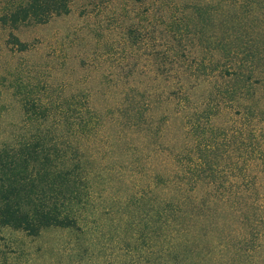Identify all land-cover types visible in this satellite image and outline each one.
<instances>
[{"label":"rangeland","instance_id":"1","mask_svg":"<svg viewBox=\"0 0 264 264\" xmlns=\"http://www.w3.org/2000/svg\"><path fill=\"white\" fill-rule=\"evenodd\" d=\"M65 1L69 12L53 14L45 23L31 20L11 28L0 21V264H142L136 263L133 240L137 230L131 223L143 222L138 214L148 208V200H137L143 189L146 197L151 194L149 186L152 187L155 163L149 157L156 161L166 155L171 138L178 139L175 143L178 148L181 142L191 143L190 138L202 134L200 128L196 132L188 127L184 130L187 125L178 117L163 125L165 106L171 105L168 94L179 88L183 80L189 87L184 90L197 103L203 104L206 92L202 82L178 80L174 76L175 68H170L167 59L175 40L161 11L152 8L149 0ZM175 1L180 8L188 3L205 7L212 17L221 3L226 5V0ZM26 2L0 0V15ZM256 6L257 9L260 4ZM185 10L190 13L193 9ZM127 24L135 25L131 35H127ZM231 26L234 25H226L229 30ZM207 27V34L211 35L212 24ZM257 27L253 28L256 32ZM253 29L245 31L249 40L257 35ZM11 32L27 45L25 49L13 48L9 42ZM124 51H128L129 57L122 61ZM196 54L192 53L187 61H195ZM118 57L120 62L113 70ZM121 62L130 64L120 69ZM111 70L119 78L111 77ZM169 76L173 77L168 80ZM223 80L216 82L220 91L213 105H219L215 109L220 111L212 115L209 127L225 143L238 140L237 135L241 141L243 133L239 127L242 129L246 105L252 103L258 107L254 110L264 121L261 112L264 82L251 86L247 82L243 96L238 94L228 100L224 94L226 86L238 91L242 82ZM15 81L20 85L16 86ZM60 85H63L61 93ZM129 86L134 87L132 106L136 113L144 114L130 136L115 133L118 131L110 118L102 112L96 115L100 121L92 135L73 136L67 128L71 119H66L67 114L61 109L55 110L70 91L80 90L83 94L88 89L96 93L86 100L92 107L101 111L108 106L113 108L120 91ZM26 92L30 93L29 100L23 104ZM33 103L51 108L49 114L45 111L39 127L33 122L37 116L31 114ZM151 125L152 135L145 129ZM204 126L207 128L208 124ZM41 133L50 140L44 151L31 147L36 145V136ZM23 144L31 145L23 147ZM231 159H225V168L230 167ZM74 163L81 169L78 189L82 197L74 205L73 226H49L37 235H29L19 221L6 222L7 216L2 211L6 206L12 204L17 217L28 209L24 202L28 186L45 178L47 173L56 179L57 170H68ZM59 181L63 183V178ZM256 183L264 190V173L259 174ZM258 258L264 264V239Z\"/></svg>","mask_w":264,"mask_h":264},{"label":"trees","instance_id":"2","mask_svg":"<svg viewBox=\"0 0 264 264\" xmlns=\"http://www.w3.org/2000/svg\"><path fill=\"white\" fill-rule=\"evenodd\" d=\"M261 1L226 0V5L221 3L212 17L209 10L199 5L188 3L185 8H180L175 0H149L152 8L161 11V17L169 24V31L175 40L167 59L170 68H175L174 76L178 80L185 78L186 81L202 82L206 94L203 104L197 103L185 91L189 87L184 80L179 88L168 94L171 105L165 106L163 125L169 121L171 124L172 118L178 117L187 125L184 130L188 127L194 132L201 130L202 134L190 138L191 143L181 142L178 148L175 144L178 139L171 138L167 156H161L156 161L154 157H149L156 167L152 168L151 194L146 197L143 189L137 200H148V208L138 214L143 222L131 223L137 230L133 240L136 263L260 264L259 249L264 239V190L256 179L264 173V121L258 118V111H255L258 107L249 103L243 108L244 123L242 129L239 127L243 139L239 141L240 137L236 134L238 140H228L227 143L213 134L209 124L212 115L220 111L215 109L219 105H213L220 91L217 80L224 78L223 82H227L233 79L243 83L239 84L238 91L229 90L226 86L224 94L228 100L235 99L238 94L243 96L247 82L249 86L264 82V2ZM257 3L260 6L256 9ZM186 8L193 10L189 13ZM179 10L181 14H178ZM61 12H69L65 0H27L25 4L16 5L1 14L0 21L16 28L31 20L45 23L53 14ZM209 23L214 30L211 35L207 34ZM227 24L234 26L229 30ZM130 25L126 28L127 35L134 33L135 25ZM254 27L258 28L257 32ZM247 29H253L257 34L253 40H249L245 33ZM9 36L13 48L19 47L17 51L27 47L13 32ZM127 52L124 51L121 56L122 61L129 57ZM194 52L197 53L196 60L188 62L187 58ZM119 62L118 57L113 70ZM129 64L121 62L119 68ZM113 70L111 77L119 78L120 75ZM19 83L14 82L16 86ZM62 88L63 85L58 88L60 93ZM133 90L134 87L129 86L127 90L120 91L116 106L105 107L102 111L86 101L91 95L95 97V92L89 89L83 94L80 90L70 91L63 98L65 102L56 105L55 110L61 109L67 114L66 119H71L67 128L73 136L92 135L100 121L96 116L100 112L110 118L118 131L115 133L130 136L135 124H139L144 116L142 112L136 113L132 106ZM27 94L30 93H25L23 104L28 103ZM31 108V114L37 115L33 122L39 127L51 108L47 104L35 106L34 103ZM261 112L264 116V111ZM203 124H208V127ZM145 129L153 134L152 125ZM158 129L161 130L160 127ZM46 136L38 134V142L31 147L39 148V151L48 149L50 140ZM28 145L31 144H23V147ZM226 158L233 159L229 168L224 167ZM57 171L56 179H51L47 173L45 178L28 186L24 197L28 209L21 217L15 216L12 204L2 210L8 224L19 221L20 227L29 235H37L42 228L49 226H73L76 221L72 214L74 205L82 197L78 189L82 178L80 165L74 163L68 170ZM59 178H63V183ZM39 182L44 184L37 185ZM32 195L35 197L31 198Z\"/></svg>","mask_w":264,"mask_h":264}]
</instances>
